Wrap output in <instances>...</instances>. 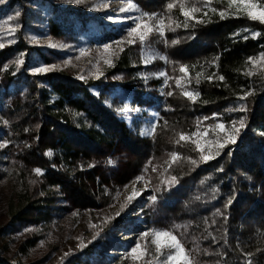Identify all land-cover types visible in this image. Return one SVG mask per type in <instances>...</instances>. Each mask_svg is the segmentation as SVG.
Listing matches in <instances>:
<instances>
[{
  "label": "trees",
  "instance_id": "1",
  "mask_svg": "<svg viewBox=\"0 0 264 264\" xmlns=\"http://www.w3.org/2000/svg\"><path fill=\"white\" fill-rule=\"evenodd\" d=\"M133 1L144 15L154 13L163 21L164 40L150 32L146 41L129 44L125 32L103 28V35L88 41L113 49L101 75L82 78L63 70L47 73V84H41L19 74L25 89L16 105L3 111L8 165L20 177L40 169L42 183L58 186L75 206H96L104 193L85 178L92 173L86 167L92 153L106 156L117 143L124 144L133 159L118 175L122 178L148 156L156 157L166 137H174L177 156L168 170L176 184L154 193L168 202L165 216L185 221L203 239L205 258L212 264H264V24L251 20L239 0L231 5L229 0H211L210 5L208 0ZM181 2L201 8L195 19L181 14ZM168 3L176 7L168 10ZM63 10L53 6L50 29L56 35L64 31ZM68 11L87 26L79 10ZM252 33L259 35L253 38ZM146 42L164 48L167 81L152 135L143 138L122 110L148 98L151 77L144 73L140 53ZM15 46L27 53L39 49L28 47L21 35ZM117 74L121 77L107 78ZM117 92L119 100L112 97ZM230 101L241 102L243 109L223 110ZM192 121L201 134L192 130ZM181 133L187 139L180 140ZM0 264L38 263L0 256Z\"/></svg>",
  "mask_w": 264,
  "mask_h": 264
},
{
  "label": "rangeland",
  "instance_id": "2",
  "mask_svg": "<svg viewBox=\"0 0 264 264\" xmlns=\"http://www.w3.org/2000/svg\"><path fill=\"white\" fill-rule=\"evenodd\" d=\"M251 2L264 7L260 2ZM129 4L135 7L129 9ZM53 6L64 8V31L60 35L50 29ZM121 8L126 11H120ZM69 9L79 10L86 16L85 28ZM16 13L20 15L17 17ZM9 16L14 19L9 20ZM161 21L154 13L144 15L133 0H3L0 3V43L4 45L0 47V256L15 263L174 264L167 256L175 250L162 248L157 252L152 243L156 232H168L183 246L189 257L188 264H212L205 258L208 248L203 239L185 221L168 219L164 214L168 202L154 194L176 184L168 170L173 154L177 156L174 137H166L156 157L148 156L136 172L122 178L118 175L133 159L124 144L117 143L106 151V156L92 153L86 167L94 176L87 173L85 178L90 185L99 186L104 195L96 206L88 207L75 206L58 186L42 183L38 174L25 171L20 177L12 172L4 149L7 121L3 111L15 106L25 89L19 74L24 78L27 74L41 84H47L48 79L44 78L47 73L63 70L82 78L97 77L109 64L105 60H111L113 49L109 45H92L88 42L92 35H103V28L128 34L137 24L147 23L158 41H163L164 29L156 30L161 27ZM19 35L28 47L33 45L39 49L28 53L16 49ZM134 39L141 41L138 36ZM140 53L146 67L144 73L148 79L151 77L148 98L122 112L133 132L145 138L152 135L164 94L166 54L162 46L156 47L150 42L140 48ZM37 67L51 70L35 73L33 69ZM117 75L107 78L121 77ZM112 97L119 100L120 93ZM221 108L232 113V109H243V105L230 101ZM189 124L196 134L200 133L193 121ZM193 138L201 142L206 135ZM134 190L139 195L128 202ZM39 210L43 214H38ZM143 233L148 235L142 237ZM165 239L160 237L162 242ZM138 243L137 253L132 254L131 249Z\"/></svg>",
  "mask_w": 264,
  "mask_h": 264
},
{
  "label": "snow or ice",
  "instance_id": "3",
  "mask_svg": "<svg viewBox=\"0 0 264 264\" xmlns=\"http://www.w3.org/2000/svg\"><path fill=\"white\" fill-rule=\"evenodd\" d=\"M211 0H208V3L210 5ZM237 0H229V4H233L236 3ZM239 2L241 4L244 5L245 9L247 10V15L248 17L253 20V21H259L261 24H264V7H260L259 5L252 3L251 0H239ZM0 3H3V0H0ZM105 7H107V5H104ZM135 6L132 4L128 5V8H134ZM176 7V4L174 3H168L167 8L168 10H171L172 8ZM180 10H181V14L186 18V19H195V13H198L201 11V8L195 5H191V4H185L183 2H181L179 4ZM212 11H216V9H211ZM120 11H126L125 8H121ZM220 16L223 18L225 13L224 12H220L219 13ZM20 15V13H16V16L18 17ZM204 15H207V13H204ZM9 20L14 19V17L9 16L8 17ZM200 22V21H198ZM161 27H158L156 30L157 31H163V21L160 22ZM185 27H187V24H185ZM139 30V31H138ZM152 31V27L149 26L147 23H145L143 26H141L140 24H137L134 28H132L131 30H129L128 32V38L126 40L127 43L131 44L135 42L134 37H137L143 41L145 39V35ZM259 35V33H252L253 38H255V36ZM247 38V37H245ZM118 44L120 42H117ZM173 43H175V41H173ZM4 45L2 43H0V47H3ZM55 46V45H53ZM105 51H107V46L105 48ZM84 53L82 52V55ZM250 61L255 65L256 61L252 60V58H249ZM261 60H264V55L261 56L260 58ZM146 63L148 62V60L145 61ZM18 63H22V61H18ZM105 63H110V61L105 60ZM51 69L48 67H37L34 68L33 71L35 73H43V72H47L50 71ZM181 72H186L185 67H181L180 69ZM252 73L250 72L249 75H251ZM161 75H163V73H161ZM221 80H223V77H220ZM176 83L179 85L180 81L177 80ZM172 93H169V95H171ZM184 95H186L189 99H194V95L191 92H185ZM244 97H241V99H243ZM242 110V109H241ZM241 126H243V122L241 121ZM216 127L218 128H223V125H216ZM238 131V129L236 130ZM180 140H185L187 139V137H185V135L183 133H181L179 135ZM234 140V136H230L229 137V142ZM179 142V141H178ZM198 147V145H197ZM220 147H223V145H220ZM50 154V153H49ZM176 158V154H173V159ZM211 156H203L202 159L204 160H208L211 159ZM193 163H195V161H193ZM37 174L40 173V169H35L34 170ZM136 195H139L138 192H136L135 190L133 191V196L128 198V202H130V200L132 198H134ZM154 199V198H153ZM123 210V206L121 207V211ZM117 215H119V213H117ZM148 233H143L142 237L147 236ZM155 239L152 240V243L156 246V250L157 252H160L162 248H167L169 250H175L174 252H171L168 256H167V260L168 261H173L174 264H188L189 261V257L185 254L184 248L181 245V243L179 242V240L177 239V237L175 235H172L168 232H156L155 233ZM160 237H165L166 239L162 242L160 240ZM140 247L139 243L133 247L131 249V253L132 254H136L138 251V248ZM139 258V257H137Z\"/></svg>",
  "mask_w": 264,
  "mask_h": 264
}]
</instances>
